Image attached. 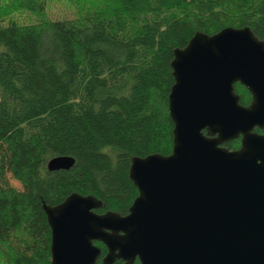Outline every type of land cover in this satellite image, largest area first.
<instances>
[{"label":"trees","instance_id":"obj_1","mask_svg":"<svg viewBox=\"0 0 264 264\" xmlns=\"http://www.w3.org/2000/svg\"><path fill=\"white\" fill-rule=\"evenodd\" d=\"M116 1L110 17L0 23V264L51 263L43 202L77 192L101 200L98 213H128L138 195L132 157L172 152L174 49L225 27L248 26L264 40V0ZM234 90L248 106V89ZM240 145V137L223 144ZM58 155L74 165L49 171ZM95 243L103 264L107 249Z\"/></svg>","mask_w":264,"mask_h":264},{"label":"water","instance_id":"obj_2","mask_svg":"<svg viewBox=\"0 0 264 264\" xmlns=\"http://www.w3.org/2000/svg\"><path fill=\"white\" fill-rule=\"evenodd\" d=\"M169 93L173 148L132 157L138 195L120 215L97 213L95 196L73 192L43 202L51 229L50 264H264V40L246 27L197 31L173 51ZM249 90L239 103L234 84ZM240 137L238 149L223 144ZM58 155L49 171L68 170Z\"/></svg>","mask_w":264,"mask_h":264},{"label":"rangeland","instance_id":"obj_3","mask_svg":"<svg viewBox=\"0 0 264 264\" xmlns=\"http://www.w3.org/2000/svg\"><path fill=\"white\" fill-rule=\"evenodd\" d=\"M157 1L164 3L165 0ZM117 4L116 0H1L0 23L9 19L20 24L46 23L57 18L80 21L93 11L110 17ZM10 183L21 189L18 181L11 179Z\"/></svg>","mask_w":264,"mask_h":264},{"label":"flooded vegetation","instance_id":"obj_4","mask_svg":"<svg viewBox=\"0 0 264 264\" xmlns=\"http://www.w3.org/2000/svg\"><path fill=\"white\" fill-rule=\"evenodd\" d=\"M235 84H236V83H235ZM235 84H234V85H235ZM248 91H249V90H248ZM255 129H259V128H255ZM255 129H254V131L257 132V133H260V134H263V133H264V129H259V130H261L260 132L256 131ZM95 211H96V210H95ZM97 213H98V212H97ZM95 242H99V241H94V244L97 245ZM99 243H101V242H99ZM101 244H102V243H101ZM102 245H103V244H102ZM97 246H99V245H97ZM99 247H100V246H99ZM100 248H101V247H100ZM101 250H102V249H101ZM101 253H102V252H101ZM100 256H101V255H100ZM98 259H99V258H98ZM137 260H138V259H137ZM135 263H136V262H135ZM137 264H139V261H138Z\"/></svg>","mask_w":264,"mask_h":264}]
</instances>
